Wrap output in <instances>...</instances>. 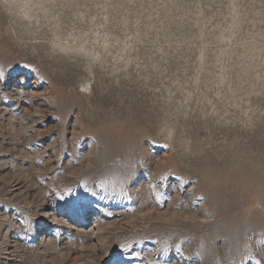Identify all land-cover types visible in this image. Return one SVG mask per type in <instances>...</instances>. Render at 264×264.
<instances>
[{"label": "rangeland", "instance_id": "374dc122", "mask_svg": "<svg viewBox=\"0 0 264 264\" xmlns=\"http://www.w3.org/2000/svg\"><path fill=\"white\" fill-rule=\"evenodd\" d=\"M0 264H264V0H0Z\"/></svg>", "mask_w": 264, "mask_h": 264}, {"label": "bare ground", "instance_id": "6f19581e", "mask_svg": "<svg viewBox=\"0 0 264 264\" xmlns=\"http://www.w3.org/2000/svg\"><path fill=\"white\" fill-rule=\"evenodd\" d=\"M28 1H31V0H28Z\"/></svg>", "mask_w": 264, "mask_h": 264}]
</instances>
